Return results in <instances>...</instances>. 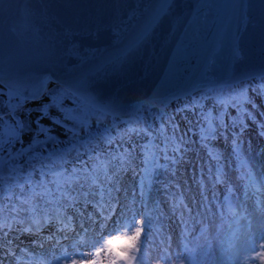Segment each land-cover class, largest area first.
I'll return each instance as SVG.
<instances>
[{
	"label": "water",
	"instance_id": "95a60500",
	"mask_svg": "<svg viewBox=\"0 0 264 264\" xmlns=\"http://www.w3.org/2000/svg\"><path fill=\"white\" fill-rule=\"evenodd\" d=\"M261 76L264 0H0V88L26 98L50 78L128 117Z\"/></svg>",
	"mask_w": 264,
	"mask_h": 264
},
{
	"label": "snow or ice",
	"instance_id": "6c2138e0",
	"mask_svg": "<svg viewBox=\"0 0 264 264\" xmlns=\"http://www.w3.org/2000/svg\"><path fill=\"white\" fill-rule=\"evenodd\" d=\"M261 79L264 80V77H261ZM256 90L264 92V83L257 86ZM32 95L35 96L36 94L33 93ZM241 95H243V89L241 90ZM14 99L15 97H12L9 101V107L12 108L13 112L19 107V103L15 105L12 103ZM249 102L247 99L234 98L232 107L240 108ZM197 103L198 101L196 100L192 101V105ZM253 107H255V104H253ZM43 115L45 113L42 112L41 116L43 117ZM243 115L245 116V121L254 118V113L250 111H245ZM9 119H11V114ZM3 122L4 117L0 114V125ZM12 122L21 136L25 133L26 127L29 129L34 127L32 143H37L41 135L51 138V129L45 130V126L39 122V119L34 122L33 126L25 125L22 121L13 120ZM205 122L209 125L207 129L203 127ZM199 123L202 126L200 139L203 141L201 145L203 148H207L210 140L216 139L217 135L220 134V129H223L224 138L228 139V129L231 128L232 153L239 158L242 151L241 137L248 127L246 122H242L239 125V131L236 130L234 123L220 124L213 129L211 125L215 123V119L208 114L201 113ZM53 124H60V121L53 119ZM68 131L72 130L69 129ZM131 131L135 132L137 129H131ZM138 131L141 134H146L151 129L145 127ZM172 132L173 135L171 137L165 136L163 147L156 149V152L162 154L164 163L160 164L155 154L152 155L151 159L146 158L145 163H150L157 169L164 168L166 173L171 172V178L174 179L176 172L173 168L183 161L188 148L184 136H177L176 128H173ZM73 135H75L74 132ZM258 135L264 137V122L259 124ZM13 139L10 137L5 143L3 132L0 131V154L7 152V162L0 160V206L3 205L4 200L8 201L7 207H0V264H5V261H7V264H20L24 255H31L26 249H20L21 255H16L18 248L15 241L18 239V235L22 233H36L39 238L33 239L32 244L41 249H44L46 245L48 246L45 259H32L26 264H132L133 254H136L137 264H145L146 251H151L148 247L150 243L156 246V250L159 253L155 259L163 261L164 264H168L172 256H175V260L179 264H241L238 256L234 260L231 257L233 249L238 248L237 237L245 229L249 239H247L246 246L242 249L244 253L243 264H255L257 259L261 261V264H264V228L257 230L254 224L257 213L264 218V149H261L258 156L255 154L248 156L245 161L238 163L240 175L237 179L245 188V200L250 198H255L256 200L252 213H249L248 209L243 206V202H237L233 199L234 190L232 185L228 183L224 167L221 166L219 158L211 152L207 154L210 159L216 160V167L208 170L209 176L207 179L211 181L213 186L225 185L228 193L224 196L222 202H218L215 205L216 211H213L212 205V200H216V197L213 195L212 200H209V197L205 195L207 183L203 177L200 181H197L201 199L194 206L191 203L184 202L182 190L179 193L172 192L171 210L173 214L179 211V223L184 229L177 243V248L181 250L174 253L172 251V237L163 235L162 225L160 228H154L153 226L152 213L158 212V207L151 201L150 191L146 190L143 178H141L138 185V191L136 188L132 190L133 207L138 199L141 206L140 209L131 216V219L121 217V221L126 220L127 222H121L119 227L112 229L118 233L117 235L109 234L107 238L103 235V232L108 230L106 222L117 211L116 204L112 203V201L115 199L113 193L121 191L120 174L130 169L134 175L137 174V169L131 167L134 148L132 150L125 148L116 155L109 154L108 164L104 169L102 178L99 173H95V169L91 172L86 168L73 169L68 179L64 181L63 186L57 183L56 192L59 193L58 197L49 200L46 197L53 196L54 193L46 188L44 182L32 186L30 178L32 172L39 171L43 177L51 169L44 164H41V167L37 169L32 161H29L28 166L32 169V172L27 174V178L21 176L23 168L17 164L16 158L23 156L25 153L21 151L13 155L14 150L8 151ZM101 142L110 144L112 141L102 138ZM29 150L31 151V146ZM144 150H148V145L144 146ZM32 159L36 160L37 158L33 157ZM95 159L99 160V157H95ZM5 171H7V175H5ZM21 179L24 180L25 184H30L33 199L39 198L44 201L46 206L44 210H41L32 203V200L25 196L24 186L19 182ZM163 186L165 191L170 192L173 188L181 189L179 182L172 184L171 181H166ZM16 188L21 189L19 194L14 191ZM40 189H43V191H40ZM97 195H99V200L93 204L94 213L85 216L76 207L77 204L83 200L84 206L87 207L88 204L93 203ZM90 197L91 199H89ZM233 203L235 204L234 209L232 208ZM226 205L228 206L227 211ZM67 209H73L75 213L79 214L81 220L79 225H75L73 216L66 214ZM193 213L203 216L205 220H208V215L210 214L212 220H208L209 225L219 213L221 223L215 229L218 234L223 230L225 217L227 216L231 220L232 223L229 224V231L232 233L231 240L228 247L221 244L222 251L218 257L214 255L210 243L204 253L203 260L197 258L190 251L186 240L188 231L185 214L190 219H194ZM97 214L99 219L96 218ZM85 221L92 227L98 224L100 235L97 236L94 232L90 233ZM233 224L236 225L235 229L232 228ZM46 225H55L56 230L48 236H39L41 228ZM90 235L94 237L91 240L89 239ZM101 241H103L102 244ZM118 241H125V243L119 247H114ZM97 245L100 246L97 247ZM82 248H91L94 251L86 253L81 250ZM257 248L260 251H257Z\"/></svg>",
	"mask_w": 264,
	"mask_h": 264
},
{
	"label": "rangeland",
	"instance_id": "374dc122",
	"mask_svg": "<svg viewBox=\"0 0 264 264\" xmlns=\"http://www.w3.org/2000/svg\"><path fill=\"white\" fill-rule=\"evenodd\" d=\"M254 82V81H253ZM251 80L249 82H246V85L244 87V93L247 97V100H249V103L244 104L243 109L240 110V114H238L237 107H230L227 106L225 102H222L221 100L215 101V99L212 100L211 97H206L202 100H196V94H202L207 92H216L217 94H221L224 97V99L233 100L234 98H237V94L233 91H225L222 89H204L201 91L196 92L193 96L185 99L184 101L174 104V105H161L160 112L162 114L160 119L163 121V125L159 126L156 125V122L154 120H151L149 122L148 128L152 127L154 128L156 125L155 134H158L157 137L153 138L155 141V144L152 146L151 143L148 140V136L146 134L139 133V128H136L137 131L133 132L131 129L123 130L124 123L117 120L115 122V125L118 128H121L122 132L125 131V135L123 133L115 132L114 137L111 136L110 140L112 141L109 143H102L101 140L97 142V145L94 147L93 150H91L90 153H82V147L79 146V150H81V156L79 157H72V153L69 151L70 145L61 146L60 148H55L52 154L56 155L58 152H64L66 153L67 157L70 158L69 162L65 165L66 171H70V173L67 175L69 176L73 169L80 170L82 168L88 169L90 172L95 169V173H99L101 178L103 177V172L105 167L108 164V157L109 154L116 155L122 152L125 148L132 150V168L137 169V174L134 175L132 170L130 169L127 172H123L120 174V187L121 191L119 193H113V196L115 199H113L112 203L116 204L117 211L112 214V216L109 218L107 223V231L103 232V235L105 238L109 234L111 235H117L118 233L113 231L112 229L114 227H119V223L121 222H127L121 221V217H126L127 219H131V216L140 209V203L137 199L135 206L133 207L132 203V190L134 188L138 191V185L140 183L141 178H143L144 183L146 185L148 184V190L150 191V199L152 202H154L158 207V212L152 213L153 215V226L154 228H160L161 225L163 226V235L164 236H171L172 237V251L177 248L178 238L181 234V232L184 230L183 227L179 223V211H177L175 214L172 212V192L179 193L181 190L184 194V202L189 203L194 202L191 205H195L197 201L201 199L199 195V189L197 185V181H200L203 177V179L207 183V191L205 195L209 197V200H212V196L215 195L216 200H212L213 205V211H216L215 205L218 202H222L224 199V196L228 193L226 192L225 185H219V186H213L211 181L208 180L209 172L208 170L210 168L215 169L216 167V160H212L208 156V152L213 153V155L217 156L219 158L221 166L224 167V171L227 174L228 177V183L232 185L233 187V199L238 200L237 202H243V206L246 207L249 211V213H252L253 208L256 204V200L254 198H250L245 200L244 197V191L245 188L243 184H240L237 177L240 175L238 163L243 162L246 160L248 156L257 155L261 151V149H264V137H261L258 135L259 131V124L260 122H264V92H258L257 86L259 84L253 83ZM53 82H50L48 84V87L39 99H42L43 97H46V100L43 101L41 104H31L34 101H23L19 99L12 100V103L15 105L16 103H19V107L15 109L13 112L12 108L9 107V101L12 98L9 94H7L4 90L0 89V114L4 117V122L2 125H0V131L3 132L4 136V142L7 143L10 137L14 138L11 146L8 148V151L15 152L16 149L18 150L21 146L29 143L32 140L34 127L31 129L27 128L25 129V133L23 136L21 134L17 135V131L15 129V126L13 124V120L15 121H22L25 125L33 126L34 122L39 119V122L44 125L47 129H51L54 135H58L54 133L55 125L63 126V128H67L68 130H72L75 135H77V131L80 133H84L87 128V126H102V127H108L110 126V120L111 117L107 116L105 114H101L97 110L95 111H89L87 110L84 113V117H82L79 121H72V119L69 118L68 111L69 108L72 110L77 109H84L82 102L73 96L72 94H67L62 91L61 88H57V86L52 85ZM239 86V85H238ZM236 86V88H238ZM239 90V88L237 89ZM52 95L54 97H52ZM63 97L62 100L58 99L60 96ZM65 96V97H64ZM55 98V99H54ZM54 99V100H53ZM60 100V103H58ZM196 100L198 101L197 104L192 105V101ZM57 101V102H56ZM216 102V103H215ZM58 103V104H53ZM31 104V105H29ZM253 104H255V107H253ZM148 105L146 103L139 104L137 106V114H147L148 113ZM17 111V116L20 119H16L13 115ZM61 111L63 112L66 117L68 118V121H64L62 119H58L56 112ZM245 111H250L254 113V118L247 119L245 121V116L243 113ZM13 112V113H12ZM45 113L43 117L41 116V113ZM78 111H74V113H77ZM201 113L208 114L211 118L215 119V123L211 125V128L215 129L217 128V125L220 124H235L236 130L239 131V125L242 122H246L248 127L247 130L243 133L241 137V148L242 151L240 153L239 158L233 155L232 153V146H231V133L232 129H228V139L224 138L223 135V129H220V134L217 135L215 140H210L208 142L207 148H203L201 145L203 141L199 140L202 132H201V124L199 123L201 119ZM11 114V119H9V115ZM36 114V117L30 121V115ZM81 114V112H80ZM241 116V117H240ZM47 119L50 123L53 124V119L59 120L60 124H53L54 126H49L48 123L44 122L43 120ZM204 128L209 127L207 122L203 125ZM173 128L177 129L176 135L180 136L183 135L184 139L187 141V148L188 151L184 155L183 161L179 162L177 165L174 166L173 170L176 172V176L174 179L171 178V172H165L164 168H155L150 163H145L146 158L151 159L152 155L155 154L157 157V160L160 164H163V156L161 153L156 152L157 148H162L165 142V136L171 137L173 135ZM66 129V130H67ZM155 129V128H154ZM66 132L65 135H58L59 137H65L70 131ZM191 130V131H190ZM45 137L44 135H41L39 138ZM148 145V150H144V146ZM47 153L41 154V155H28L23 156L20 161H37L40 159H45ZM7 156V152L0 154V160L3 157ZM36 157V160H33L32 158ZM95 157H99V160L95 159ZM142 170V171H141ZM94 173V174H95ZM34 181H38L39 173L34 172ZM48 175V174H47ZM49 176V175H48ZM49 179V178H46ZM150 180V181H149ZM23 180H20V183L24 186V192L25 196L32 200V203L37 205L41 210L45 209V203L43 200L39 198H32V193H30V189H27L28 184H25ZM166 181H171L172 184H176L177 182L180 183L181 189H175L173 188L170 191H165L164 189V183ZM14 191L19 194L21 189L16 188ZM52 193H54L53 196L46 197V199H54L58 197L59 193L56 192V186L51 188ZM91 199V197L89 198ZM107 199V197H106ZM99 200V195L96 196V199L93 201V203H90L87 205V207L84 206L83 200H81L77 204V208L80 209L84 213L85 216L87 215V212L92 210V213H94L93 204ZM119 201V203H117ZM8 201L4 200L3 205L0 207H7ZM233 206L235 207V204L233 203ZM228 206L226 205V209ZM88 209V210H87ZM227 211V210H226ZM66 214L69 216H73L74 221H80V217L78 213H75L73 209H67ZM193 215H196L193 213ZM256 215H259L258 213ZM197 217L193 220L190 219L187 214H185V221L187 222V231L188 235L186 237V240L189 245V249L195 250L198 252V250H207V246L209 243H212L208 241V232L206 230L208 229L209 223L208 220H212L211 215H208V220H205L203 216L196 215ZM262 218L261 216H255V221H259L258 218ZM97 219H99L97 214ZM139 218V217H137ZM159 221V222H157ZM264 218L260 220V222H263ZM212 223H219L220 225L221 220L219 218V213H217L216 218L212 221ZM231 220L226 216L224 219V230L221 231L219 234H217V238H219L220 245L222 241L226 242L228 241V237H232V233L229 231V224H231ZM86 226L89 227L90 233H95L97 236L100 235L99 225L97 224L95 227H92L85 221ZM79 225V224H78ZM51 229L55 228L56 226H50ZM210 227V226H209ZM236 225H232V228L235 229ZM262 227V226H260ZM264 228V223H263ZM202 229H204L202 231ZM259 228H257L258 230ZM45 231L40 230V235L45 234ZM52 232V231H50ZM54 232V231H53ZM48 233V232H47ZM33 235H36L34 233H22L18 235L19 241H23L26 238H33ZM48 236V235H45ZM94 237L92 235L89 236V239H93ZM249 239L247 236V230L241 232L240 235H238L236 243L238 244V248L233 249L232 257H236L237 250L239 249L240 242H243L246 246V241ZM202 241V242H201ZM17 243V241H15ZM29 242L24 244L23 246L28 247ZM125 243V241H118L114 245V247H119ZM158 243V241H157ZM229 244V243H228ZM17 245V244H16ZM19 245H17V248ZM148 247L153 251H146L145 254V264H164L163 261H157L155 257L159 255V253L156 250V246L153 244H149ZM228 247V245L226 246ZM39 248V247H38ZM32 249V248H31ZM41 249V248H39ZM217 249V248H216ZM33 250V249H32ZM84 252H89L92 250L91 248H82L81 249ZM212 250L215 256H219L221 254V249L218 248V250L215 251L212 245ZM18 251V250H17ZM34 252V250L32 251ZM21 254L18 252V256ZM24 255L22 257V260L20 261L21 264H26L31 258L25 259ZM151 257V259H149ZM91 258V257H88ZM172 259V257H170ZM169 259L168 264H173ZM132 264H137L136 261V254L132 255ZM177 264L179 262L177 261ZM255 264H261V261L256 262Z\"/></svg>",
	"mask_w": 264,
	"mask_h": 264
},
{
	"label": "trees",
	"instance_id": "16d2710c",
	"mask_svg": "<svg viewBox=\"0 0 264 264\" xmlns=\"http://www.w3.org/2000/svg\"><path fill=\"white\" fill-rule=\"evenodd\" d=\"M57 88H61V87L57 86ZM226 90H230V88H227ZM62 91L65 92L63 89H62ZM212 93L215 96H219V94H217L216 92H212ZM52 97H54V96L52 95ZM58 99L62 100L63 99L62 95H61V97L59 96ZM60 100L58 103H60ZM58 103H55V104H58ZM69 113H71L70 116L75 118V119H78L79 116L81 117L80 113H77L79 116L76 114L73 115V111L71 109L69 110ZM94 131L96 133L99 132L98 128H96ZM87 133L88 132L80 133L79 131H77V133H76L77 135L75 137L73 135H71L68 138L72 137L74 139V141H83L84 146H86L88 143H86V141H84L85 140L84 138L86 137ZM101 134H103V133L101 132L100 135ZM103 136L107 138L108 136H110V134L108 132L107 134H103ZM50 137H51L50 139L47 137L46 139L39 140L37 143H32V141H31L21 151H23L25 153L24 155H28V154L38 155L41 152L47 150L46 152H48L50 154L47 159H45L43 162L38 161V162H32V163L34 164V166L37 169H39L41 167V164L47 165L51 169V171H49L48 173L52 174L54 176L53 178L46 179L44 176L42 177L40 175V178L38 179V181H34L33 180L34 179V175H33L34 172H32V169L28 166V162H26V163L19 162L18 159L21 156H18L16 158L17 164L23 168V172L21 173V176H23L24 178H27V174L29 172H32V175L30 178V184L32 186H34L36 184H40L41 182H44L46 188L50 189V188L55 187L57 185V183H59V184H61V186H63L64 181L68 179V176L66 175L64 168H63V165H62L63 161L65 159V154H63V152H62L58 155L59 157H57V158H54L56 156L51 155L53 150L56 148L55 146H61L63 141H65L66 144L69 145L68 138L67 139H61V138L55 137L53 135H50ZM30 146H31V151L29 150ZM85 150H88V148H85ZM1 160L7 162V158H2ZM5 175H7V173H5ZM21 180H23V179H21ZM23 181H21V182H23ZM30 184H28L27 189H30L29 192L32 193V189L30 187ZM40 191H43V189H40Z\"/></svg>",
	"mask_w": 264,
	"mask_h": 264
},
{
	"label": "bare ground",
	"instance_id": "6f19581e",
	"mask_svg": "<svg viewBox=\"0 0 264 264\" xmlns=\"http://www.w3.org/2000/svg\"><path fill=\"white\" fill-rule=\"evenodd\" d=\"M46 100V97H43L42 99H40V100H37V101H34V102H32L31 104H33V105H35V104H41L43 101H45ZM31 104H29V105H31ZM56 115H57V118L58 119H62V120H64V121H68V118L66 117V115L63 113V112H61V111H57L56 112ZM36 117V114H31L30 115V121H32L34 118ZM44 122H46V123H48V125L49 126H54L52 123H50L47 119H45V120H43ZM54 131V133H56V134H58V135H65L66 134V132H67V130L65 129V128H63V127H61V126H59V125H55V129L53 130ZM255 199V198H254ZM238 201V200H237ZM189 203H191V204H193L194 202H192V200H191V202H189ZM88 210V209H87ZM226 210H228V208L226 209ZM90 213H92V210H90V211H88L87 212V215L88 214H90ZM194 216V219L197 217L196 215H193ZM256 216H260V215H256ZM193 219V220H194ZM258 220L259 221H255L254 222V224H255V226H256V228H263V223H264V221L263 222H260V220H262V218H258ZM78 224H80V221L78 222V223H75V225H78ZM218 224L219 223H211V225H209L208 226V229L206 230V232H208V230L210 229V231H209V233H208V236L207 237H209L208 238V241H210V242H212V243H210L211 245H213V248L215 249V251L216 250H218V248H220L221 249V244H223L225 247L228 245V243H229V241H230V237H228V241H226V242H224V241H222V243L220 244V245H218V243H220V241H219V238H217V237H219V236H217V234L215 233V229H216V226H218ZM47 227H48V229L47 228H45L46 230H48V233L46 234V235H49V234H51L52 232H50V231H52L51 230V227L50 226H53V225H46ZM260 226H262V227H260ZM41 230H43V229H41ZM90 230H93L92 228L90 229ZM223 230H224V227H223ZM222 230V231H223ZM34 234H36V233H34ZM241 234V233H240ZM239 234V235H240ZM39 236H45V234H39ZM33 238H35V239H37V238H39L38 236H37V234L36 235H33ZM32 238H26L25 240H21V241H19V240H16L17 241V245H19L18 247V251H16V255L18 256V252L21 254V251H20V249H26L27 250V252H29L31 255H26L25 256V259H29V258H31V260L32 259H35V260H42V259H45L46 258V251H47V245L45 246V248L44 249H39L38 248V246H36V245H33L32 244ZM27 242H29L28 244H29V246L28 247H25V246H23L24 244H26ZM202 242V241H201ZM245 247V244H243V242H240V245H239V249L237 250V253H236V257L235 258H237V256L239 257V259L241 260V264H243V256H244V253L242 252V249ZM34 250V252H32L33 250ZM217 248V249H216ZM181 249H178V248H176L175 247V249L173 250V252L175 253V252H178V251H180ZM222 250V249H221ZM151 251H153V250H151ZM190 251L197 257V258H199V259H201V260H203V258H204V253L206 252L205 250H198V252H196L195 250H191L190 249ZM257 251H260V249L259 248H257ZM87 252H89V250L87 251ZM86 252V253H87ZM235 258H233V257H231V259H235ZM170 261L171 262H173V264H177V261L175 260V256H172V259H170ZM260 260L259 259H257L256 261H255V263L256 262H259ZM5 264H7V261H5ZM21 264V263H20Z\"/></svg>",
	"mask_w": 264,
	"mask_h": 264
},
{
	"label": "clouds",
	"instance_id": "9594fccd",
	"mask_svg": "<svg viewBox=\"0 0 264 264\" xmlns=\"http://www.w3.org/2000/svg\"><path fill=\"white\" fill-rule=\"evenodd\" d=\"M102 243H103V241H101V244H102ZM99 246H100V245H97V247H99ZM91 251H94V249H92ZM91 251H90V252H91Z\"/></svg>",
	"mask_w": 264,
	"mask_h": 264
}]
</instances>
